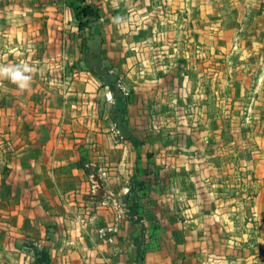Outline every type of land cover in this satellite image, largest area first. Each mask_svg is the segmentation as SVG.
<instances>
[{"label":"crops","instance_id":"1","mask_svg":"<svg viewBox=\"0 0 264 264\" xmlns=\"http://www.w3.org/2000/svg\"><path fill=\"white\" fill-rule=\"evenodd\" d=\"M21 62L28 89L0 80V264H264V0H0V64Z\"/></svg>","mask_w":264,"mask_h":264},{"label":"trees","instance_id":"2","mask_svg":"<svg viewBox=\"0 0 264 264\" xmlns=\"http://www.w3.org/2000/svg\"><path fill=\"white\" fill-rule=\"evenodd\" d=\"M75 17L80 28V31H85L87 28H90L94 23L98 22L101 18V14L98 9H95L91 6H80L75 8ZM92 39L95 40L93 37ZM91 42L90 36H83L82 38V51L87 53L89 50ZM98 42V53L100 57V62L97 64L95 69H93L94 74H98L100 76L105 75L107 77L108 83L113 90L114 97L117 102V110L115 118H120L122 121L125 120V116L127 114L126 107L129 103V97L125 96L122 91L118 87V78L117 76L108 75L111 70V65L108 62L106 52L103 48L104 40L102 38L99 39ZM36 264H51L50 254L46 250L36 251Z\"/></svg>","mask_w":264,"mask_h":264},{"label":"clouds","instance_id":"3","mask_svg":"<svg viewBox=\"0 0 264 264\" xmlns=\"http://www.w3.org/2000/svg\"><path fill=\"white\" fill-rule=\"evenodd\" d=\"M34 71L35 69L26 62L16 65L0 64V80L7 79L15 84L20 91H24L30 87Z\"/></svg>","mask_w":264,"mask_h":264},{"label":"built area","instance_id":"4","mask_svg":"<svg viewBox=\"0 0 264 264\" xmlns=\"http://www.w3.org/2000/svg\"><path fill=\"white\" fill-rule=\"evenodd\" d=\"M122 87V86H121ZM123 89V88H122ZM123 92H125V90L123 89ZM127 94V93H126Z\"/></svg>","mask_w":264,"mask_h":264}]
</instances>
